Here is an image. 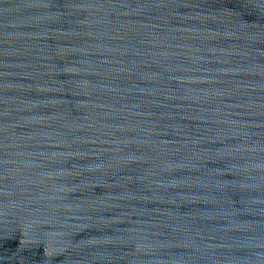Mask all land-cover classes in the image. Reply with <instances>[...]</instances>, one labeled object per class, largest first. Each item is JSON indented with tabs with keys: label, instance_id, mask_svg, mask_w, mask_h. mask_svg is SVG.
<instances>
[{
	"label": "water",
	"instance_id": "obj_1",
	"mask_svg": "<svg viewBox=\"0 0 264 264\" xmlns=\"http://www.w3.org/2000/svg\"><path fill=\"white\" fill-rule=\"evenodd\" d=\"M0 264H264V0H0Z\"/></svg>",
	"mask_w": 264,
	"mask_h": 264
}]
</instances>
